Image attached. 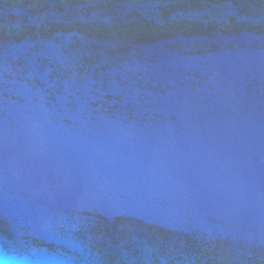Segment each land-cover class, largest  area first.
<instances>
[{
  "label": "water",
  "instance_id": "obj_1",
  "mask_svg": "<svg viewBox=\"0 0 264 264\" xmlns=\"http://www.w3.org/2000/svg\"><path fill=\"white\" fill-rule=\"evenodd\" d=\"M0 259L264 264V0H0Z\"/></svg>",
  "mask_w": 264,
  "mask_h": 264
},
{
  "label": "clouds",
  "instance_id": "obj_2",
  "mask_svg": "<svg viewBox=\"0 0 264 264\" xmlns=\"http://www.w3.org/2000/svg\"><path fill=\"white\" fill-rule=\"evenodd\" d=\"M0 264H30V261L27 259L17 260V261H9L7 259H0Z\"/></svg>",
  "mask_w": 264,
  "mask_h": 264
}]
</instances>
